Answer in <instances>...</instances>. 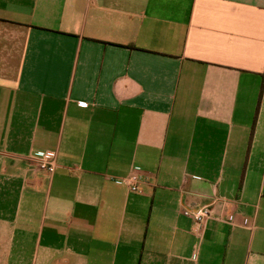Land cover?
<instances>
[{
  "label": "crops",
  "instance_id": "crops-1",
  "mask_svg": "<svg viewBox=\"0 0 264 264\" xmlns=\"http://www.w3.org/2000/svg\"><path fill=\"white\" fill-rule=\"evenodd\" d=\"M0 264H264V0H0Z\"/></svg>",
  "mask_w": 264,
  "mask_h": 264
},
{
  "label": "built area",
  "instance_id": "built-area-1",
  "mask_svg": "<svg viewBox=\"0 0 264 264\" xmlns=\"http://www.w3.org/2000/svg\"><path fill=\"white\" fill-rule=\"evenodd\" d=\"M81 105H85L81 103ZM55 154L53 152H43L31 157L35 165L42 170L51 173L55 166L54 161ZM139 181V174L137 172H131L123 179V183L127 186L129 191L135 192L137 190V183ZM192 222L195 225L197 235H201L206 220L211 216V212L208 206H200L189 211Z\"/></svg>",
  "mask_w": 264,
  "mask_h": 264
}]
</instances>
